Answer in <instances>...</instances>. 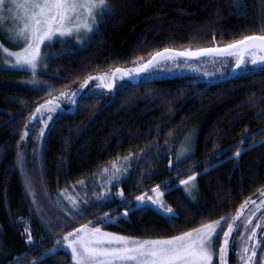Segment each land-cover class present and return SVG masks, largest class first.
Masks as SVG:
<instances>
[{
    "label": "trees",
    "instance_id": "16d2710c",
    "mask_svg": "<svg viewBox=\"0 0 264 264\" xmlns=\"http://www.w3.org/2000/svg\"><path fill=\"white\" fill-rule=\"evenodd\" d=\"M106 1L83 44L45 47L46 66L34 74L40 87L22 84L31 72L0 67V264H69L59 244L87 220L131 236L179 235L228 216L264 188V68L216 82L126 83L109 96H79L73 110L26 132L41 99L93 73L164 49L264 35V0ZM191 126L198 130L194 153L175 163ZM116 162L103 199L110 181L102 170ZM191 176L197 189L190 198L179 183ZM153 189L163 191L161 208L172 213L136 203ZM60 191L78 196L76 209ZM228 264H237L233 251Z\"/></svg>",
    "mask_w": 264,
    "mask_h": 264
},
{
    "label": "rangeland",
    "instance_id": "374dc122",
    "mask_svg": "<svg viewBox=\"0 0 264 264\" xmlns=\"http://www.w3.org/2000/svg\"><path fill=\"white\" fill-rule=\"evenodd\" d=\"M17 2H22V0H17ZM107 3V1H106ZM8 5H5V8H8ZM11 17H16L23 15V9H18L14 5L11 6ZM109 9L108 4L106 9ZM103 10V11H104ZM101 14V11L98 10V14L96 17V22L93 25V31L97 27L98 18ZM10 16L6 12L5 19L9 20ZM90 22V21H89ZM92 33L84 32L83 30L80 33H73L72 36H57L51 41H47L45 44L41 45L40 56L36 61V67L32 68L30 65H24L17 63L15 56H10L7 53H17L22 52L21 46L14 42L15 37H13L11 32L10 23H5L3 26V31H0V67L8 68V69H20L27 70L32 73L33 77L23 78L21 80L22 84L38 88L41 86V83L34 78V74L42 72L46 66V61L49 58V54L44 52L46 46L51 45L54 41H66L71 42L76 45H81L85 42L86 38ZM258 36V35H257ZM228 44H212L207 47L202 48H223ZM202 48H194L190 46L179 47V49H171L174 52H182L190 50L192 52H196ZM7 49V52L4 51ZM163 51V50H161ZM253 51H255V58L259 60V57L264 55V52H259L256 50H252L244 53V62L237 67V59L238 57L235 55H202L198 57H177L173 60H165L161 61L157 64L149 66L144 71H139V68L142 64L147 63L148 60L154 54L149 56L138 58L130 64L112 67L107 70L99 71L93 73L86 77L82 82L75 84L74 86L67 88L61 92H57L53 95L47 96L46 98L41 99L37 105L33 108V110L28 115L25 124L26 132L34 125L38 124L40 129H44L57 115L62 113L63 111H71L75 107L76 99L82 95H105L109 96L121 86L126 83L136 82L139 80H148L155 78H165V77H173V76H186L196 80H202L205 82H216L220 80H224L227 78H232L244 74H248L260 69L264 68V62H259L256 64L252 63L253 59ZM117 69H121L122 71L116 73L115 76L112 73L116 72ZM123 70H131L129 72H124ZM104 77L103 79H90V77ZM43 106V107H42ZM197 127L191 126L179 140L175 155L174 162L178 163L187 157L191 156L194 153L196 140H197ZM120 165V162H116L115 164L109 166L106 170H102V175L105 177H109L110 183H105L106 187L101 190V195L103 199L108 195L109 186H112L113 182L110 179L116 177V169ZM126 165V164H125ZM126 168V167H125ZM127 169V168H126ZM193 180H189V178L185 181H189L187 184L181 181L179 184L184 188V192L188 197H192L196 193V182L195 176ZM108 182V181H107ZM264 192V188L261 190L260 194L254 198L248 199L247 201H255L253 204L251 202L245 205V202L242 205H245L243 209L241 206L235 211L230 213L228 216L213 220L208 222L207 224H215V222L219 221L223 226V232L228 231V225L233 226V231L229 236L228 243V251L225 258V264H228L229 252L233 251L236 256L237 264H257V260L260 264H264V197L261 196V193ZM64 203H66L70 209H76L78 204V196L74 194L66 193L65 191H60L58 194ZM114 195V194H113ZM150 198L155 201V203L163 208H166L163 198V191L158 189V191H153L149 194ZM58 199V201H59ZM148 196L143 197V200L136 199L137 204H146ZM60 202V201H59ZM237 217H239L237 219ZM250 221V223H249ZM84 225H88V228L91 229L93 227L100 228L103 232L112 233L118 236H124L133 240L143 241V240H154V239H170L172 237H163V238H145L139 236H131L126 234H120L108 229L102 228L100 224H92L88 220L74 226L70 231L64 234L62 241L59 244V247L63 248L70 254V249L67 247L69 242L74 239L72 236H68L69 233L76 232L77 229L82 228ZM202 227V226H200ZM198 227V228H200ZM197 229V228H194ZM189 230V231H193ZM187 231V232H189ZM253 231L255 232V236H252ZM223 232L220 233L219 239L216 241L213 252V264L216 261L219 264V249L224 246V236ZM185 233V232H184ZM81 233H77L80 235ZM183 234V233H182ZM181 235V234H179ZM175 235V236H179ZM68 239H64L65 237ZM247 247L249 249L247 256L252 255V250L255 249L256 255L253 257L252 261L241 260L240 253L242 248ZM261 258H259L260 252ZM69 264H76L72 255L70 254Z\"/></svg>",
    "mask_w": 264,
    "mask_h": 264
},
{
    "label": "snow or ice",
    "instance_id": "6c2138e0",
    "mask_svg": "<svg viewBox=\"0 0 264 264\" xmlns=\"http://www.w3.org/2000/svg\"><path fill=\"white\" fill-rule=\"evenodd\" d=\"M5 5L9 7L5 8ZM12 5L23 9V15L11 17ZM106 7V0H22L19 3L17 0H0V31H3L5 23H10L12 35L15 37L14 42L22 48V52H8L7 54L15 56L18 65L22 63L35 68L40 56L41 45L57 36H72L73 33H80L82 30L84 32L93 31L98 10L102 12ZM6 12L10 16L9 20L5 19ZM252 50L264 52V35L245 36L223 48H202L196 52L190 50L174 52L171 49H164L156 52L147 63L142 64L139 71L177 57H198L211 54L235 55L238 57L237 67H239L244 62V53ZM4 51L7 52V49ZM259 62H264V55L257 60L255 51H253L252 63ZM121 71L117 69L112 75L115 76ZM103 78L102 76L90 77V79ZM193 179L194 177L189 178V180ZM188 182L183 181L185 184ZM153 191H158V189H153ZM261 196L264 197V192ZM137 199L143 200V197H137ZM249 202L256 203L246 201L245 205ZM245 205H241V209ZM167 211L172 213L171 208H167ZM232 231L233 226L228 225V231L223 232V226L217 221L215 224H204L200 228L170 239L138 241L103 232L96 227L89 229L88 225H84L76 232L68 234L74 239L67 247L76 264H213L214 246L220 233L223 232L224 246L219 249V264H225L228 238ZM77 233L81 234L77 235ZM252 236H255L254 231ZM248 251L247 247L242 248L241 260H253L256 255L255 249L252 250L251 256L246 255Z\"/></svg>",
    "mask_w": 264,
    "mask_h": 264
},
{
    "label": "water",
    "instance_id": "95a60500",
    "mask_svg": "<svg viewBox=\"0 0 264 264\" xmlns=\"http://www.w3.org/2000/svg\"><path fill=\"white\" fill-rule=\"evenodd\" d=\"M148 199L151 201V203H152L155 207L161 209V210H162L163 212H165V213H168L167 209H163V208H161L160 206H158V205L155 203V201H153L149 196H148Z\"/></svg>",
    "mask_w": 264,
    "mask_h": 264
}]
</instances>
